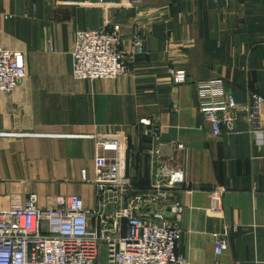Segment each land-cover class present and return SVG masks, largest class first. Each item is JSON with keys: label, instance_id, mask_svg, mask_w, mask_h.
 Masks as SVG:
<instances>
[{"label": "crops", "instance_id": "obj_1", "mask_svg": "<svg viewBox=\"0 0 264 264\" xmlns=\"http://www.w3.org/2000/svg\"><path fill=\"white\" fill-rule=\"evenodd\" d=\"M116 24L130 72L75 78L76 34ZM134 32L142 52L131 45ZM0 47L25 57L20 84L0 93V209L30 194L43 210L57 196L77 195L112 228L115 212L150 206L155 158L142 125L149 120L160 129V159L184 174L180 188L155 202L175 207L177 254L186 264H264V104L260 139L243 120L214 135L202 125L193 86L222 79L238 103L264 98V0L0 1ZM169 67L184 70L186 82L174 84ZM118 134L124 146L104 155L131 188L116 202L114 190H97L94 161L96 140ZM215 191L219 212L211 209ZM115 223L111 231L125 235L124 223ZM215 233L226 237L219 256Z\"/></svg>", "mask_w": 264, "mask_h": 264}, {"label": "built area", "instance_id": "obj_2", "mask_svg": "<svg viewBox=\"0 0 264 264\" xmlns=\"http://www.w3.org/2000/svg\"><path fill=\"white\" fill-rule=\"evenodd\" d=\"M139 2L127 0L130 5ZM74 44L71 55L75 78L114 79L130 72L124 60L118 24L110 30L80 31ZM131 45L138 52L143 51L142 39L137 32L131 36ZM166 72L174 84L187 80L182 69L169 67ZM24 76V54L0 47V93L12 92ZM193 86L196 110L202 118V125L212 134L232 131L235 122L243 120L250 131L261 138L259 110L264 98L252 94L246 102L238 103L226 92L222 79L199 80ZM142 125L150 128L151 151L155 158L151 189L156 194L146 197L151 207H159L155 205L156 200L164 198L167 191L180 188L184 184V174L179 168L171 167L167 160L160 159V129L152 126L149 120H144ZM124 144L122 134L110 140H96L95 144L94 184L101 193L114 190L116 202L131 186L120 180L115 160L107 159L104 152L116 150ZM176 147L177 150L182 148L181 145ZM211 196V209L219 212L220 192L215 191ZM37 201V196L30 194L24 201L12 202L8 208L0 209V264H98L101 248L106 264H186L184 257L177 254L180 232L174 219L167 220L153 213L137 215L141 201L134 202L132 208L115 212L110 218L112 228L106 225L108 217L105 219L94 210H86L77 195L57 196L55 206L45 210L37 206ZM172 212L176 217L175 207ZM90 219L96 220L94 226L89 224ZM116 221L124 223L125 235L111 231L116 228ZM212 238L214 252L219 256L226 248V237L215 233Z\"/></svg>", "mask_w": 264, "mask_h": 264}, {"label": "water", "instance_id": "obj_3", "mask_svg": "<svg viewBox=\"0 0 264 264\" xmlns=\"http://www.w3.org/2000/svg\"><path fill=\"white\" fill-rule=\"evenodd\" d=\"M149 213L157 214V215H162L164 216L167 220H170L174 216V213L172 212V206H164L163 208H158V207H151V206H139L138 209L136 210L137 215H146ZM107 215L104 216L106 219Z\"/></svg>", "mask_w": 264, "mask_h": 264}, {"label": "rangeland", "instance_id": "obj_4", "mask_svg": "<svg viewBox=\"0 0 264 264\" xmlns=\"http://www.w3.org/2000/svg\"><path fill=\"white\" fill-rule=\"evenodd\" d=\"M101 254H100V258H99V263L98 264H106V257H105V253L104 250L101 248Z\"/></svg>", "mask_w": 264, "mask_h": 264}]
</instances>
